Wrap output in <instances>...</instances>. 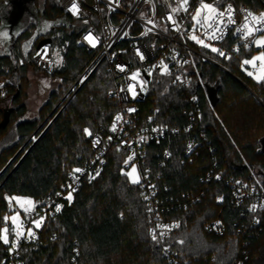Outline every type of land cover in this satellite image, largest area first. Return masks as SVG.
Segmentation results:
<instances>
[{
	"label": "trees",
	"instance_id": "trees-1",
	"mask_svg": "<svg viewBox=\"0 0 264 264\" xmlns=\"http://www.w3.org/2000/svg\"><path fill=\"white\" fill-rule=\"evenodd\" d=\"M211 1L218 8L230 3L264 11V0ZM41 6L44 20L63 21L50 24L23 57L22 43L36 28L29 23L11 43L10 53L0 56V78H15L21 85L27 64L39 70L32 63L38 42L50 38L49 49H59L62 63L51 74L39 71L60 78L62 85L41 107L38 119L25 120L18 119L26 111L22 91L6 84L12 93L11 107L0 110V237L11 213L6 197L31 198L34 209L41 210L44 197L63 185L81 160L91 157L89 133L106 130L119 108L107 95L113 84L104 63L62 100V92L72 88L91 61L92 54L77 44L87 26L65 16L57 0H43ZM254 52L252 46L228 58L209 54L231 74L202 65L207 85L218 87L214 100L154 74L138 105L142 121L150 118L153 125L176 129L149 145L146 165L164 200L163 219L178 223L164 240L177 264H264V205L254 211L247 209L249 201L236 205L230 188L231 180L253 182L252 174L264 185V79L250 80L243 68ZM194 94L196 102L190 98ZM190 112L194 123L188 120ZM188 124L192 129L185 131ZM188 137L202 144L191 158L184 155ZM124 162V151L108 149L98 177L72 193L71 200L66 195L57 216L45 214L38 239L23 250L24 264H174L161 255L150 235V214L137 184L123 174ZM210 171L219 172L221 181L210 177L201 182ZM215 220L221 221L222 233L206 229ZM7 232L10 242L14 234ZM7 246L0 238V251Z\"/></svg>",
	"mask_w": 264,
	"mask_h": 264
},
{
	"label": "built area",
	"instance_id": "built-area-1",
	"mask_svg": "<svg viewBox=\"0 0 264 264\" xmlns=\"http://www.w3.org/2000/svg\"><path fill=\"white\" fill-rule=\"evenodd\" d=\"M57 1L65 16L87 26V29L78 36L77 44L92 54L91 61L84 68L70 92L78 90L97 67L104 63L113 84L107 95L118 101L119 108L106 130L88 135L91 157L81 160L80 164L73 168L71 173H68L65 183L44 197L45 206L41 210H35L33 205V208L26 212L18 230L20 235L15 234L12 240L7 243L8 246L0 251V264H24L23 250L32 246L33 242L38 239L43 219L39 227H36L33 222L40 220L41 217L44 218L45 214L57 216L62 207L61 202L66 195L76 192L84 183H90L98 177L106 164V155L111 147L125 152V169L135 168L141 199L151 217L150 235L152 238L153 235L156 236V239L153 240L160 245L161 255L170 263L177 264L176 255L170 251L164 240L171 232L177 230L178 223L163 219L162 212L166 209L164 200L161 199L159 189L151 178L146 165L149 145L175 133L176 129L153 125L150 118L142 121L138 115V105L145 100L149 83L154 74L169 81L172 86L193 91L201 90L208 98L207 89L213 88V85H207L206 80L202 78V65L208 63L231 75L210 58L209 54L221 57L211 48L215 47L223 51L225 56L222 57L225 58L241 49H250L257 35L264 32V26L257 25L262 30L254 31L253 35L247 38L243 31H237V29L242 28L247 13L260 16L264 11L256 12L247 8L246 5L236 7L230 3H225L220 8L216 6L219 11H224L230 4L234 9L233 20L235 22L229 24L227 16H225L224 23L220 25L223 37L209 39L213 28L201 27L192 20L195 9L199 7L201 0H188L187 11L183 7L175 13L172 12L174 7L171 0ZM204 2L214 4L211 0H204ZM72 3H76L78 13L70 10ZM170 15L176 21L175 24L168 19ZM203 15L204 12H202V17ZM249 22L250 26L254 23L251 18H249ZM194 24L195 29L193 28ZM193 35L210 47H204L196 40L191 39ZM216 35L220 36V33L216 32ZM89 36L92 37L91 43L87 39ZM124 42L127 44L121 46ZM32 60L34 66L39 70L47 74L52 73L53 57L48 45L37 49ZM259 66L260 64L257 63L248 68V65L246 67L243 63V68L249 69L252 74L257 72ZM121 68L124 70L121 71ZM137 72H139V76L136 80H132V75ZM130 85H133L132 91H129ZM5 93L6 88L0 80V97ZM190 98L192 102L197 101L196 94ZM195 114L199 116L200 112L196 111ZM117 117L120 119L117 120ZM194 118V113L190 112L188 120L194 123ZM191 126L192 124L184 126L185 131L191 130ZM203 134L201 133L200 136L203 137ZM201 146V142L195 137H188L185 140L184 155L186 158H191L192 155L198 153L197 150ZM163 157L168 159L169 153L164 151ZM75 169L81 171L75 172ZM210 177L215 181L222 179L219 172L210 171L204 178H201V182H207ZM252 177L253 182L251 183L239 179L231 180L230 184L231 196H233L235 204L239 205L249 201L247 207L249 211H254L264 205V185L256 175L252 174ZM197 199L196 196L194 201ZM57 206L60 207L59 211H56ZM206 229L214 233L223 231L220 220L207 224ZM29 230L33 235L28 234ZM74 252L77 251L74 250Z\"/></svg>",
	"mask_w": 264,
	"mask_h": 264
},
{
	"label": "rangeland",
	"instance_id": "rangeland-1",
	"mask_svg": "<svg viewBox=\"0 0 264 264\" xmlns=\"http://www.w3.org/2000/svg\"><path fill=\"white\" fill-rule=\"evenodd\" d=\"M5 1V0H4ZM2 2L1 8H0V14L2 16V23H0V56L1 55H8L10 52V43L11 38L15 35V33L18 30H23L28 23H35L36 29L34 31L33 36L26 42L22 47V54L23 57L28 51V48L31 44V42L35 39L36 36L42 35L47 29H49L50 23L52 24L51 20H43L41 16V10H42V1L43 0H36L35 4L33 0H28L23 8V10L20 12V19L13 27L9 25V22H7L10 18H14V8L12 5L8 2ZM171 3L174 8L182 9L181 5L183 4V0H171ZM23 6V5H22ZM63 21V20H61ZM44 24L47 25L43 26ZM56 25L59 24L58 22L55 23ZM42 26L46 27L42 30ZM12 29V30H11ZM13 33H12V32ZM7 34V35H5ZM264 37V32L257 35L255 40L260 39ZM253 48L255 50L254 54L249 58L248 60L251 61L253 57H259L261 53H264V46H257L255 43H253ZM52 57H53V65L55 68H59L61 66L62 60L61 55L59 52V49L54 48L52 51ZM257 63L260 64L259 69L256 73L249 75L251 73L249 69H246L244 72L250 77V80L260 82L262 79H264V61H261L259 59L255 60L253 63L247 64L248 68L255 66ZM3 85L6 87V84L10 83V89L15 90L17 87L20 88L22 91L20 101L24 103L25 106V113L18 119H29V120H36L40 116V109L41 107L47 102L48 98L51 96L53 92L58 93L59 87L62 85V81L60 78L57 77H50L45 75L43 72H40L39 70L35 69L31 64H27V70L26 74L24 76V80L21 81V85H19L15 80V78H0ZM74 86V85H73ZM72 86V87H73ZM6 88V93L0 97V110L4 111L7 108L11 107V93ZM209 95L210 97H213V88L209 87ZM71 90V89H70ZM69 91H67L66 94L62 92L61 98L62 100L64 98L68 97ZM60 93V92H59ZM61 100V101H62ZM133 167H128L127 169L123 170V174L128 178L129 182L133 185L137 184L133 182V180H137L136 171H132ZM130 174V175H128ZM6 200L8 202V207L11 210V213L8 217L9 225L8 227L3 228L1 231V237L5 235L4 229H7L10 234H17L22 218L25 216L26 212L31 210L33 208V200L27 197L22 196H10L6 197ZM31 201V204H28L26 202ZM15 216L16 220L13 221L12 217ZM7 238H8V232ZM2 239V238H1ZM3 241V239H2Z\"/></svg>",
	"mask_w": 264,
	"mask_h": 264
},
{
	"label": "snow or ice",
	"instance_id": "snow-or-ice-1",
	"mask_svg": "<svg viewBox=\"0 0 264 264\" xmlns=\"http://www.w3.org/2000/svg\"><path fill=\"white\" fill-rule=\"evenodd\" d=\"M188 4V0H183V4L181 5V7H184V10L187 11V7L186 5ZM71 11H73L74 13H78V8L76 3H72L71 5ZM179 9L178 8H173L172 12L175 13L177 12ZM207 10V11H204ZM202 12H204V15L202 17ZM233 13H234V9L232 8V6L229 4L227 6V8L224 11H219L215 4H209V3H205L204 0H201V3L199 5V7H197L195 9V15L192 16V20L195 22V24H199L201 27H207V28H213V32L212 34L208 37L209 39H220L223 37V31L220 28V25L224 23V17L227 16L228 19V23H234L235 21L233 20ZM249 18H251V21L254 22L251 24L250 26V22H249ZM169 20H172V22L175 24L176 21L173 20V17L170 15L168 17ZM195 24L193 25V28L195 29ZM257 25H261L264 26V13L260 14V16H255L252 13H247L244 17V23L242 25V28H238L237 31H243L245 38L252 36L254 31H261L262 28L261 27H257ZM47 27V26H46ZM225 27H227V25H225ZM216 32L220 33V36L216 35ZM7 35V34H5ZM87 39L89 40V42H92V37L89 36L87 37ZM191 39L196 40L197 43L202 44L204 47H210V45L208 44H204L203 40L198 39L197 36L193 35L191 36ZM254 43L257 46H264V37L257 39L254 41ZM211 50L213 52H218L219 55L221 56H225V53L215 47H212ZM261 60L264 61V53H261V55L259 57H253V59L251 61L249 60H245L244 63L245 64H250L253 63L255 60ZM124 69L121 68V71H123ZM252 73H249V75H251ZM139 76V72L134 73L131 77L132 80H136L137 77ZM133 90V85L129 86V91ZM120 117H117V120H119ZM115 128V126H114ZM85 131L87 132L88 130L85 129ZM91 134V133H89ZM98 142V141H97ZM129 159H131V157H129ZM127 163V161H126ZM75 172H80V169H75ZM133 172H135V168L132 169ZM98 174V173H97ZM130 175V174H128ZM134 183L138 182L137 180H133ZM71 193L69 194V196L67 197L68 200H71ZM28 204H31V201L26 202ZM255 207V206H253ZM60 207L57 206L56 211H59ZM13 221L15 222L16 217L13 216L12 217ZM43 219V217L40 218V220H36L33 223L36 225V227L40 226V222ZM7 229H4V233L5 235H3L2 238L4 243H8V238H7ZM29 235H33V233L31 232V230H29ZM17 235L19 236L20 233L18 232ZM153 239H156V236L153 235Z\"/></svg>",
	"mask_w": 264,
	"mask_h": 264
},
{
	"label": "water",
	"instance_id": "water-1",
	"mask_svg": "<svg viewBox=\"0 0 264 264\" xmlns=\"http://www.w3.org/2000/svg\"><path fill=\"white\" fill-rule=\"evenodd\" d=\"M28 0H5L4 2H8L12 5V7L14 8V18H10L7 22H9V25L11 26V28L13 29L14 25H15V22L17 23L20 19V12L23 10L26 2ZM23 5V6H22ZM3 20H1V23H2ZM11 29V30H12ZM22 30H18L16 31L15 33H12L15 34L12 38H11V43L16 39V37L21 33ZM37 37V36H36ZM35 37V39H36ZM34 39V40H35ZM51 43V39L50 38H43L42 40H40L36 46V50L40 49L42 46H46V45H49ZM217 90H218V87L216 86H213V97H210L209 95V89H207V94L208 96L210 97L211 100H214L215 99V96H216V93H217ZM217 100V98H216Z\"/></svg>",
	"mask_w": 264,
	"mask_h": 264
},
{
	"label": "flooded vegetation",
	"instance_id": "flooded-vegetation-1",
	"mask_svg": "<svg viewBox=\"0 0 264 264\" xmlns=\"http://www.w3.org/2000/svg\"><path fill=\"white\" fill-rule=\"evenodd\" d=\"M35 1H36V0H35ZM35 1L33 0L34 4H35ZM43 20H44V19H43ZM56 22L61 23L62 21L60 20V21H56ZM56 22H52V24H55ZM31 23H33V22H31ZM28 24H29V23H28ZM28 24H26L25 28L28 27ZM34 24H35V23H34ZM50 24H51V23H50ZM52 24H51V25H52ZM43 26H47V25L44 24ZM43 26H42V30L46 28V27H43ZM49 26H50V25H49ZM25 28H24V29H25ZM24 29H23V30H24ZM35 29H36V28H35ZM48 30H49V29H47L42 35H44L45 33H47ZM34 31H35V30H34ZM33 34H34V32H33ZM33 34H32V36H33ZM32 36H31V37H32ZM28 40H29V39H28ZM28 40H26L25 42L22 43V47H23V45H24L26 42H28ZM33 41H34V40H33ZM33 41L31 42V44L33 43ZM9 43H10V45H11V42H9ZM31 44H30V46H31ZM10 45H9V46H10ZM30 46H29V47H30ZM9 53H10V52H9ZM1 56H2V55H1Z\"/></svg>",
	"mask_w": 264,
	"mask_h": 264
}]
</instances>
